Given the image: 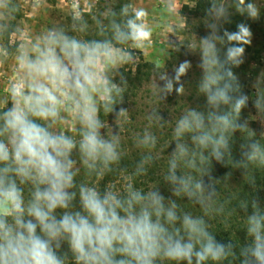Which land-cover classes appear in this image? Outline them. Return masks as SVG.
Wrapping results in <instances>:
<instances>
[{"label":"clouds","instance_id":"obj_1","mask_svg":"<svg viewBox=\"0 0 264 264\" xmlns=\"http://www.w3.org/2000/svg\"><path fill=\"white\" fill-rule=\"evenodd\" d=\"M240 6L250 18L258 16L254 3L239 0L237 11L243 14ZM18 12L15 0H0V36ZM110 15L109 24L99 27L100 34L110 30V38L81 36L88 25L77 5L72 34L49 27L15 45L20 77L8 83L0 100V264H234L237 259L264 264V206L258 199L240 204L249 242L239 255L231 242L217 241L210 231V221L225 211L216 200L211 161L231 160V137L247 127L239 117L249 97L240 93L231 66L242 62L240 42L250 43L249 27L241 23L237 32L224 30L227 41L237 43L228 47L223 63L216 48L223 38L215 30L200 42L199 91L206 109H187L175 123L163 177L171 190L166 198L159 187H137L135 179L121 190L94 182L112 173L123 153L119 132L100 118L101 110L113 114L118 126L130 119L126 108H117L126 81L120 74L117 83L116 73L152 37L146 9L129 3L121 7L123 20ZM10 55L0 46V57ZM190 66L183 61L179 74ZM164 90L172 92L173 82L166 81ZM175 91L182 94L183 86ZM254 107L264 112V94L257 93ZM69 118L76 127L65 129ZM157 145L151 131L138 137L137 147L146 155L132 178L148 174ZM241 149L243 158L234 166L245 169L254 185L252 170H264V144L251 140ZM82 174L90 179H78ZM185 201L199 213L186 210Z\"/></svg>","mask_w":264,"mask_h":264},{"label":"trees","instance_id":"obj_2","mask_svg":"<svg viewBox=\"0 0 264 264\" xmlns=\"http://www.w3.org/2000/svg\"><path fill=\"white\" fill-rule=\"evenodd\" d=\"M193 1L195 2V7L190 12L191 18L188 19L187 26L183 30V35L199 36L200 44L202 38L211 35L213 30H215L217 37L223 38L216 40L217 55L221 63L226 61L228 47L231 44L237 43L236 41H227V38L224 37V30L237 32V25L241 23L249 27L251 36L248 39L250 43L240 42V46L244 48V52L240 57L242 62L238 66H231L232 72L236 76L240 86V93L245 95V84L242 80L243 61L254 50L253 40L256 36V31L260 29L258 23L249 17L244 6H240L244 8L243 14L237 11L239 0H232L231 3H225L222 0ZM247 3L254 2L253 0H245V5ZM123 5H125L124 2L115 11L114 18L117 21L124 19L121 16V7ZM110 14L104 22H101L100 19L96 21L95 32L87 39L111 37L110 30L104 34L99 33L100 25L107 26L109 20L113 18ZM207 27H210V30L205 33V28ZM192 29L193 32H191ZM126 46L123 45V47ZM181 58H183V54L175 52L163 68L151 62H143L135 68L119 70L116 73V82L120 83V74H122L126 83L122 85L124 88L123 100L117 103V108L124 107L129 110L132 105L136 106V102L134 101L139 98L144 88L152 84L154 79L163 77L167 72L172 71L175 68L176 62ZM198 58L200 59L199 63L188 71L186 76L182 77L181 83L179 85L176 84L174 90L167 97L152 96L143 98L144 102L140 112L135 113L134 117L132 116L129 120H125L123 126L116 128L120 130V136L124 140L121 141L123 147L122 158L119 165L114 166L112 173L105 176L102 180L94 181L101 188L104 186H115L117 190H121L130 179H135L137 187H159L166 198L171 197L170 186L163 177L166 174L167 160L174 147L172 143V130L177 119L187 109L195 108L200 111L206 109V96L199 91V85L203 77V70L200 67V47ZM181 85L184 91L182 94H177L175 88ZM153 114L161 118L159 123L149 119ZM138 117L142 119L140 122L137 120ZM100 118L102 120L107 119V123L116 122L113 114L105 115L102 110ZM239 122L241 124L246 122L247 127L243 131H236L231 137V160L226 157L224 163L217 162L214 158L211 161V175L216 181L215 187L218 193L216 200L218 204L224 205L225 211L210 221V231L217 241L224 244L231 242L238 255L240 246L249 242L246 240L244 230L245 212L240 208L241 202H249L253 198H256L264 206V170H252L255 176V184L253 185L246 179L245 169L234 166L236 161L243 158L242 145H247L251 140H257L264 144V140L251 127L246 114V106L241 110ZM145 130L151 131L158 138L157 148L152 153L154 160L150 165L146 166L148 167V174L146 176L132 178L130 174L135 170L141 158L146 155V152L137 147L138 137L142 136ZM78 179L89 180L90 178L82 174ZM207 179L205 177L206 182ZM172 198L175 199V197ZM183 206L186 210L199 213L198 206L188 204L186 201L183 202ZM224 264H227V262H224ZM234 264H239V260L234 261Z\"/></svg>","mask_w":264,"mask_h":264},{"label":"rangeland","instance_id":"obj_3","mask_svg":"<svg viewBox=\"0 0 264 264\" xmlns=\"http://www.w3.org/2000/svg\"><path fill=\"white\" fill-rule=\"evenodd\" d=\"M222 1L231 3L232 0ZM15 2L19 6V12L14 18H10L9 32L0 36V46L7 47L8 52L11 53L7 59L0 57V100L4 99L8 83L20 77L13 59L17 42L24 37L35 36L49 27H62L72 34L71 16L77 5L88 25L87 31L80 34L84 38L93 35L98 19L104 22L122 2L147 10L148 16L145 22L152 31V37L134 51L135 59L120 66L119 70L135 68L143 62H151L163 68L173 53L183 54V58L176 62L172 71L167 72L163 77L154 79L152 84L144 88L139 98L134 101L136 106L132 105L128 110L130 118L140 112L144 102L143 98L167 97L169 93L164 90L165 82L172 81L174 88L176 84L181 83L182 77L186 76L187 72L200 61L198 58L199 36L183 35L188 19L191 18L190 12L195 7L193 0H15ZM253 2L258 9V16L253 20L258 23L260 29L256 31L253 40V52L248 54L243 61L242 80L245 84V95L249 97L246 104L248 121L257 135L264 140V112L254 107L257 93L264 94V0H253ZM208 30L210 27L205 28V33ZM127 47L128 45L125 48ZM183 61H190L191 66L186 70V74H179ZM177 75H179L178 81L175 79ZM137 120L140 122L142 119L138 117ZM104 121L107 122V119ZM107 124L113 133L119 132L120 134V130L116 129L119 127L116 122ZM123 125L122 123L120 126ZM74 127L76 125L70 118L64 124L65 129ZM121 141H124L122 137Z\"/></svg>","mask_w":264,"mask_h":264}]
</instances>
